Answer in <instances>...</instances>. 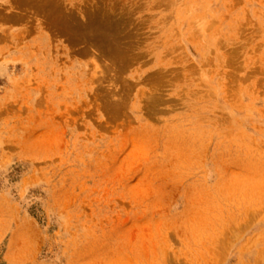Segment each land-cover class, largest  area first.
<instances>
[{
    "label": "rangeland",
    "instance_id": "obj_1",
    "mask_svg": "<svg viewBox=\"0 0 264 264\" xmlns=\"http://www.w3.org/2000/svg\"><path fill=\"white\" fill-rule=\"evenodd\" d=\"M0 264H264V0H0Z\"/></svg>",
    "mask_w": 264,
    "mask_h": 264
}]
</instances>
